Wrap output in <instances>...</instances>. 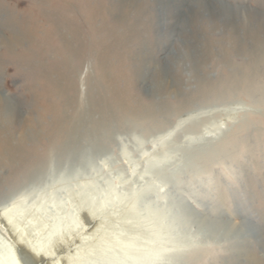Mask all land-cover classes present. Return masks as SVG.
I'll use <instances>...</instances> for the list:
<instances>
[{
    "label": "rangeland",
    "instance_id": "rangeland-1",
    "mask_svg": "<svg viewBox=\"0 0 264 264\" xmlns=\"http://www.w3.org/2000/svg\"><path fill=\"white\" fill-rule=\"evenodd\" d=\"M112 1L0 0V95L15 109L10 118L0 112L13 146L0 132V257L5 246L36 252L59 230L37 262L28 255L33 264H133L120 248H140L155 233L164 255L145 264H236L238 250L264 264V61L253 59L264 39L259 48L239 36L236 51L225 26L227 16L264 23V0H149L133 24L138 36L126 38ZM226 55L231 66L221 62ZM247 63L254 73L228 88ZM156 75L163 88L153 98ZM90 92L97 98L83 114L87 131L111 130L65 148L67 122ZM132 105L154 116L124 120L122 107ZM27 133L36 139L21 143ZM14 147L41 161L15 186ZM247 230V239L226 241Z\"/></svg>",
    "mask_w": 264,
    "mask_h": 264
},
{
    "label": "bare ground",
    "instance_id": "bare-ground-1",
    "mask_svg": "<svg viewBox=\"0 0 264 264\" xmlns=\"http://www.w3.org/2000/svg\"><path fill=\"white\" fill-rule=\"evenodd\" d=\"M148 1L149 0H114L111 2L110 6H109V10H110V13L111 15L114 16V22L116 24H118L119 28H122V37H128V36H132V37H137L138 36V31H136L135 27H134V23L138 17V15H140L143 11V7L144 5L148 4ZM175 2V1H174ZM181 2V1H180ZM205 5V4H204ZM185 7V6H184ZM108 8V7H107ZM179 8V6H178ZM213 9V8H212ZM219 9V8H218ZM229 9L225 8L224 12L227 14V13H230L228 11ZM213 13V11H212ZM211 13V14H212ZM222 13V12H221ZM221 13H220V16H221ZM234 16V15H233ZM238 16V15H237ZM264 16V15H261V17ZM140 17V16H139ZM217 16L215 15H211L210 19L211 21H216L218 19V17L216 18ZM231 18V17H230ZM260 18V16L258 17ZM247 19V18H246ZM59 20V19H58ZM249 21H243V18L241 21H236V19L234 20H230L229 17L227 16V18L225 19V26L226 28H228L227 32L230 33L229 37H230V40L233 44V46L237 49L236 51H240L242 52L243 50V44L242 43V40H239V36H243L245 38L249 37V38H255V40L253 41V47H254V44H256V46H258L260 48L261 44H259V41L257 42L256 39L260 37H263L264 39V23L262 22V18L255 24L254 22V19H251L249 18L248 19ZM60 26L62 24V22L59 20L57 21ZM125 22H129V25L128 27H123V25L125 24ZM133 22V23H132ZM250 24L251 25H247V24ZM262 24V25H261ZM215 26V24L213 23V27ZM217 30V29H216ZM226 30V29H225ZM19 34V33H18ZM105 34V33H104ZM108 33H106L107 35ZM17 35V34H16ZM105 35V36H106ZM19 36V35H17ZM17 39V38H16ZM4 41V40H2ZM17 41H21L22 40H19L17 39ZM121 41V40H120ZM264 41V40H263ZM5 42V41H4ZM224 43V42H223ZM9 45V44H7ZM214 45V44H213ZM211 46V45H210ZM209 43L208 44H204L201 46V48L203 49V52H205V50H209ZM211 50V48H210ZM245 50V49H244ZM259 50V49H258ZM263 50H264V45H263ZM261 50L259 51V54H262L260 57H259V54L258 55H254L253 59H254V62L255 64H259L261 62L264 61V51ZM74 51V50H73ZM252 51V50H251ZM255 51V50H254ZM75 53V52H74ZM196 53V52H195ZM212 53V52H211ZM206 54V53H205ZM203 55L202 53H200V55L198 57H201V61H199L200 63L203 62V60H205L207 58V55H210V52L209 54L207 53L206 55ZM75 55V54H74ZM192 57H195L193 56V54H191ZM181 57V55H180ZM192 57H190V60L192 59ZM222 61L223 64H225L226 66H231V62H230V55H226L224 57H222ZM209 59V58H208ZM251 59V58H250ZM198 61V60H197ZM196 62V61H195ZM198 63V62H197ZM251 64V62H249ZM253 63V62H252ZM248 64V63H247ZM254 64V65H255ZM249 65V64H248ZM264 65V64H263ZM262 67V66H261ZM264 67V66H263ZM256 69V67L254 66H247V68L245 69V71H243V74L241 75H238V73L240 71H233V73L230 75V77L227 78V83L228 84V88H232L234 86V84H239V83H242V80L243 78L247 77L249 74H250V71H253L254 73V70ZM260 69V68H259ZM202 70V69H201ZM232 70V69H231ZM241 70V69H240ZM201 72V71H200ZM238 72V73H237ZM203 70H202V74L198 77V84H199V87L198 89H203V83H207L208 82V78L206 76V73L203 74ZM231 73V72H230ZM229 74V73H228ZM253 75V74H252ZM158 75L154 76L153 78V81L155 83L154 87H158L157 90H155V92H153L152 94H154V96H152L153 98H155V95L159 94V89L162 90L161 88H163V83L161 81H159V79L157 78ZM220 78V77H219ZM252 78V77H251ZM59 81V80H58ZM61 82V81H60ZM59 83V82H58ZM201 84V85H200ZM60 85V84H59ZM158 85V86H157ZM198 86V85H197ZM60 87V86H59ZM58 87V88H59ZM93 87V86H92ZM56 88V89H58ZM93 90V89H92ZM60 91V90H59ZM66 91L67 90H64L62 91V96H64L66 94ZM91 91V90H90ZM86 105L83 106L82 108H80L79 111H77L76 115L72 116L70 118V121L67 122V126L65 128V131H64V137H65V140H63L65 142V145L64 147L67 146L70 147V149H77V148H80L81 147V144L83 146H85L84 142L81 140L83 137H87L89 136L88 138H93V139H96L97 137H99V135L104 131V134L105 132L111 130L109 129V127L107 128V126L105 125H108V124H102L105 126V128L107 129H101L100 126H98L97 129H95L93 131V128L90 130L87 131V127H86V120L88 119H84L83 117V114L84 115H88L89 113H91V110H94L93 106L96 107V104H95V100L94 98H97L95 97L96 96V92H90L88 93V95H86ZM158 96V95H157ZM70 97V96H68ZM120 101V100H119ZM97 102V101H96ZM93 103L95 105H93ZM119 103V102H118ZM127 103H125L126 105ZM132 104V103H130ZM128 104V105H130ZM126 105V106H128ZM161 105V104H160ZM133 106V105H132ZM124 107V108H123ZM122 109H123V112L122 114L125 115V118L124 120H134V119H138V116L139 118L143 117V118H148V117H151V116H154L153 115V111L151 108H149L148 106H141V105H136V106H133L132 108H126L125 109V106H123ZM152 107V106H151ZM93 108V109H92ZM101 108V107H100ZM103 108V107H102ZM108 108V107H107ZM106 109V108H105ZM109 109V108H108ZM15 111V109L13 107H11L9 105V103L6 101V99H4L3 96L0 95V112L3 113L4 117H9L10 118V115L13 114ZM108 111V110H107ZM106 112V111H105ZM104 112V113H105ZM101 113V112H100ZM92 114V113H91ZM2 115V116H3ZM99 115V114H98ZM117 115V114H116ZM114 117L115 120H117L120 116H116ZM65 116V115H64ZM68 116V115H67ZM91 116V115H90ZM96 116V114H95ZM93 116V117H95ZM12 117V116H11ZM92 117V118H93ZM2 118V117H1ZM0 118V132L5 135V140H6V143H7V146L9 145V147H13L11 142H12V139H11V136H9V134L7 133L6 134V129H5V125H4V122L5 121H9V118L8 119H1ZM20 118V117H19ZM66 119H68L67 117H65ZM94 119V118H93ZM149 119V118H148ZM28 120V119H27ZM26 120V121H27ZM96 120V119H95ZM94 120V121H95ZM99 120V119H98ZM13 121V120H12ZM97 121V120H96ZM138 121V120H137ZM22 122V121H21ZM28 122V121H27ZM62 122V121H61ZM60 122V124H61ZM116 122V121H115ZM129 122V121H128ZM133 122V121H132ZM139 122V121H138ZM138 122L136 124H138ZM35 123V122H34ZM114 123V121H113ZM117 123V122H116ZM115 123V124H116ZM26 124V123H25ZM32 124V123H31ZM37 124V123H36ZM41 124V123H40ZM98 124H100L98 122ZM38 125V124H37ZM35 125V126H37ZM97 125V124H96ZM95 125V126H96ZM112 125V124H111ZM114 125V124H113ZM29 126V125H28ZM30 126H33L30 125ZM63 126V125H62ZM88 126V125H87ZM119 126V125H118ZM21 127V126H20ZM114 127V126H113ZM23 128V127H22ZM27 128V127H26ZM29 128V127H28ZM38 128V127H37ZM96 128V127H95ZM116 128V126H115ZM59 129V128H58ZM118 129V128H117ZM116 129V130H117ZM32 130V129H31ZM62 130V129H61ZM115 131V130H114ZM31 133V132H30ZM30 133H27V134H24L23 136V139H21V143L24 142L25 144L27 143H31L32 141H34L36 138L35 135L33 134H30ZM36 133V132H35ZM109 133V132H108ZM109 135V134H108ZM63 136V135H62ZM59 137V136H58ZM103 137V135H102ZM11 139V141H10ZM62 139V138H61ZM86 139V138H85ZM99 139V138H98ZM59 140V139H58ZM82 141V142H81ZM94 141V140H93ZM100 141V140H99ZM14 142V140H13ZM92 142V141H91ZM95 142V141H94ZM61 143V142H60ZM84 143V144H83ZM96 143V142H95ZM19 144V143H18ZM58 144V143H56ZM89 144V143H88ZM91 144V143H90ZM16 145V144H15ZM63 145V144H60V146ZM93 145V144H92ZM87 146V145H86ZM85 146V147H86ZM206 146V145H205ZM57 147V146H56ZM204 147V146H203ZM58 148V147H57ZM66 148V147H65ZM82 148V147H81ZM84 148V147H83ZM211 149V148H210ZM13 151H11L7 157H8V161H9V166L12 167V170L15 171V175L16 176H13L11 179H10V183L9 184H14L13 186H15V184L17 183V180H19L18 178L19 177H22V176H27L28 180L32 174L33 171H36V169H39L40 168V159H38L37 157H35L36 155H34V153L32 152H29L28 150L26 149H19V147H14L12 148ZM82 150V149H81ZM5 152V151H4ZM58 152V151H57ZM67 152V151H66ZM72 152V151H70ZM79 151H77L78 153ZM6 153V152H5ZM66 155V154H65ZM65 155H62V156H65ZM59 156V155H58ZM75 158V157H74ZM78 158V157H77ZM73 160V158H71ZM59 160V159H58ZM62 161V160H61ZM64 161V160H63ZM43 163V162H42ZM46 164V163H45ZM43 164V165H45ZM39 167V168H38ZM43 168V167H42ZM44 170V168L42 169ZM40 174V172H39ZM33 177V176H32ZM35 179V178H33ZM36 179H38L36 177ZM8 181V180H7ZM31 181V180H30ZM35 181V180H33ZM118 198V197H117ZM91 202V201H90ZM20 203V202H19ZM89 203V202H88ZM91 205V203H90ZM89 205V206H90ZM44 209V208H43ZM42 208H37L38 211H42L43 210ZM163 212V211H162ZM134 214V213H133ZM8 214H5V219L6 220H10L12 219L9 216ZM12 216V215H11ZM14 221V219H13ZM70 222V219L66 217L65 221H64V224H69ZM15 223V222H14ZM213 226V225H211ZM75 227V226H73ZM238 232V231H237ZM59 233V230L58 231H55V232H50V234L48 235V241L49 239H51L52 237H54L55 235H58ZM251 233V230H247V231H242L240 232L239 234H236L234 236H227L226 237V241H234L236 239V237H239L241 239H247L249 236V234ZM233 235V234H232ZM158 238V233H155L154 235H152L147 241V243L144 245V246H140V248L142 247L144 250H141V252H139L140 248L139 246H135L134 244L133 245H128V246H125V247H121L119 244L117 243H114V247L116 248H119L121 247L120 249H122L121 251V256L122 257H128L133 264H145L147 261H157L159 260L160 257H162L163 252L159 251L160 249H158V251H156L158 245L160 246L161 244H157V239ZM46 240V242H47ZM163 241V240H162ZM45 242V243H46ZM116 242V241H115ZM45 243H43L42 245H39L38 247H35V251L36 252H33L32 250H27V252H25V254H27V256L29 255L35 262L38 261V257H39V254L38 252L40 251L41 247H44ZM163 243V242H162ZM4 247V246H3ZM2 247V248H3ZM156 248V249H155ZM4 249V248H3ZM244 249V248H243ZM248 249V248H247ZM5 254H2V256L0 257V260L3 261V259H6V260H10V263L8 264H22L21 263V260H20V257H22L21 255H19L16 251H14V249H8V247L5 246ZM29 253V254H28ZM120 254V253H119ZM168 254V253H167ZM235 258H237L236 260V264H245V263H242L240 260L238 261L239 258H243L245 256V258L247 259V263L246 264H260L259 262L260 261H256V259L254 258V254L252 251H246V250H238L236 252V254L234 255ZM43 258V256H42ZM244 259V258H243ZM129 260V261H130ZM245 260V259H244ZM0 264H2L0 262Z\"/></svg>",
    "mask_w": 264,
    "mask_h": 264
},
{
    "label": "water",
    "instance_id": "water-1",
    "mask_svg": "<svg viewBox=\"0 0 264 264\" xmlns=\"http://www.w3.org/2000/svg\"><path fill=\"white\" fill-rule=\"evenodd\" d=\"M21 263L22 264H33L32 259L29 256L23 255L21 258Z\"/></svg>",
    "mask_w": 264,
    "mask_h": 264
}]
</instances>
